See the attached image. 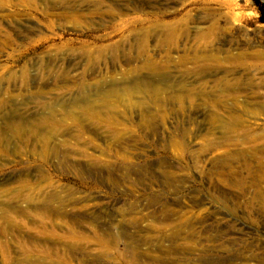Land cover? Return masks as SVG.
Masks as SVG:
<instances>
[{
  "label": "rangeland",
  "instance_id": "obj_1",
  "mask_svg": "<svg viewBox=\"0 0 264 264\" xmlns=\"http://www.w3.org/2000/svg\"><path fill=\"white\" fill-rule=\"evenodd\" d=\"M149 83L163 103L110 95ZM98 96L107 115L65 114ZM245 101L255 0H0V264H264Z\"/></svg>",
  "mask_w": 264,
  "mask_h": 264
},
{
  "label": "bare ground",
  "instance_id": "obj_2",
  "mask_svg": "<svg viewBox=\"0 0 264 264\" xmlns=\"http://www.w3.org/2000/svg\"><path fill=\"white\" fill-rule=\"evenodd\" d=\"M250 82H251V80H248V84H250ZM126 87L129 89V91L126 89ZM126 87L125 86H120V87L118 86L116 88H113V90L110 91V95L115 94V96H117V99H119V100H123L122 98H124L130 104L132 102V100H133V99H130V97H137V96H131V95H136V93H139V91L144 88V90H145V92H143L144 94H146L148 97L151 95L152 100L157 102V103H163V88H162V84H159V83L143 84V85H141V88L138 87V84H135V85H132V86H126ZM118 94H123V95H118ZM126 94H128L130 97L129 98L126 97ZM93 100L94 101L91 100L89 103H87V102H84L83 104L81 103V105H79L76 102H72L69 105V107L66 108L65 114L70 116V118H74V114L70 110V109H72L74 107H80V109H82V108L85 109L87 111L88 116H93V117H98L101 112H104L105 115H107L106 113L108 111H111V109L109 110V105L107 103H105L104 101H103L101 107H99V104L98 105L95 104L97 102L99 103V96H98V98L93 99ZM137 104L144 105V102L142 100H140V101L137 102ZM100 109H101V111H99ZM245 112H246V114L249 117H256V118L264 117V103H259L256 106L251 101H245ZM260 135H261V137L255 139V140L248 139V143L251 142V144H258L259 142H263L264 141V133L262 132ZM258 151L259 152L257 154H260V156L262 157V159L258 160V161L256 160V156H257L256 153L255 154H249L250 151H249V153H247V151H246V152H241V154L245 155V156H242V157H244L246 160L248 159L249 161H251V159H254L255 162H257V167L259 166V168L256 170L257 177H259L260 181H262V180L264 181V145L262 147L258 148ZM262 189L263 190L260 192V196L264 197V187ZM54 197H56V195L52 196V198H54ZM52 215L54 217H56V218H61V217L65 218L66 214L58 211L55 215H54V213ZM34 243H35V247H40L41 249H44L45 246H46L45 244H42L40 242L39 243L34 242ZM53 248H54V252H55L53 254V256L54 257H58V256L60 257V253H59L58 248L57 247H53Z\"/></svg>",
  "mask_w": 264,
  "mask_h": 264
},
{
  "label": "trees",
  "instance_id": "obj_3",
  "mask_svg": "<svg viewBox=\"0 0 264 264\" xmlns=\"http://www.w3.org/2000/svg\"><path fill=\"white\" fill-rule=\"evenodd\" d=\"M255 2L259 6L261 13L264 15V3L261 0H255Z\"/></svg>",
  "mask_w": 264,
  "mask_h": 264
},
{
  "label": "water",
  "instance_id": "obj_4",
  "mask_svg": "<svg viewBox=\"0 0 264 264\" xmlns=\"http://www.w3.org/2000/svg\"><path fill=\"white\" fill-rule=\"evenodd\" d=\"M264 1V0H263Z\"/></svg>",
  "mask_w": 264,
  "mask_h": 264
}]
</instances>
